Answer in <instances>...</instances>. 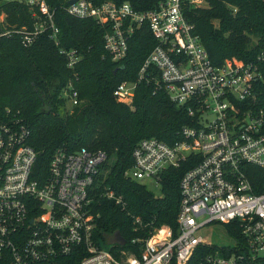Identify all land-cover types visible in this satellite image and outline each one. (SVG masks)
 Returning <instances> with one entry per match:
<instances>
[{
	"label": "built area",
	"instance_id": "1",
	"mask_svg": "<svg viewBox=\"0 0 264 264\" xmlns=\"http://www.w3.org/2000/svg\"><path fill=\"white\" fill-rule=\"evenodd\" d=\"M20 1L32 11V28H8L3 14L0 36L18 34L28 47L48 34L59 45L56 10L48 0ZM69 1L64 7L68 14L106 28L105 49L116 63L126 59L138 30L148 28L156 40L137 79L115 88L119 103L132 106L139 85L146 82L198 118L197 126L183 127V138L173 144L156 137L141 140L125 175L162 187L166 170L195 164L180 181L176 229L135 217L136 230L147 231L131 240L139 251L119 249L128 241L122 246L101 237L92 212L106 151L60 147L40 180L29 126L16 116L0 118V264H190L201 245L220 247L204 264H264V192L256 191L244 170L245 164L264 169V51L250 61L230 58L215 64L185 14L208 0ZM61 53L75 71L82 53ZM79 79L75 71L61 90L66 112L82 104ZM106 196L122 202L111 190ZM228 223L240 226L241 238L229 236ZM211 224L223 225L231 242L219 244L199 234Z\"/></svg>",
	"mask_w": 264,
	"mask_h": 264
},
{
	"label": "trees",
	"instance_id": "2",
	"mask_svg": "<svg viewBox=\"0 0 264 264\" xmlns=\"http://www.w3.org/2000/svg\"><path fill=\"white\" fill-rule=\"evenodd\" d=\"M68 1L48 0L56 10L59 45L48 34L28 47L18 34L0 36V118L16 116L29 126V143L38 152L35 175L40 180L46 178L60 147L74 151L86 146L106 151L104 168L109 170L94 192L92 212L97 232L109 242L120 233L128 244L119 249L138 252L140 246L131 240L147 231L136 230L134 218L176 229L180 181L195 163L189 161L166 170L162 193L157 196L141 181L125 175L134 166L133 150L141 140L151 137L173 144L183 138V127L197 126L198 118L191 116L186 106L172 102L166 92H155L146 82L139 85L132 106L119 103L113 94L115 88L123 81L137 79L156 40L148 28L138 30L130 41L128 56L116 63L105 49L106 28L93 19L68 14L64 9ZM0 14L6 15L8 28L33 26L32 11L20 0H0ZM185 14L215 64L230 58L250 61L264 51V0H208L207 7H189ZM3 28L0 22V32ZM62 49H77L83 55L75 69L80 75L77 87L82 104L65 113L60 93L75 71L68 67ZM260 90V103L264 105V83ZM244 170L256 191L264 192V169L245 164ZM108 190L122 202L108 198ZM224 226L230 237L241 238L238 224ZM218 249V245H201L190 264H204L205 258Z\"/></svg>",
	"mask_w": 264,
	"mask_h": 264
},
{
	"label": "rangeland",
	"instance_id": "3",
	"mask_svg": "<svg viewBox=\"0 0 264 264\" xmlns=\"http://www.w3.org/2000/svg\"><path fill=\"white\" fill-rule=\"evenodd\" d=\"M208 3L205 4L204 7H207ZM3 14H0V16H2ZM62 112H66L65 109H62ZM109 169L104 168V174L102 176V180L105 178V175H107L106 173L108 172ZM105 180V179H104ZM143 184L147 185V187L149 188L150 191H152L154 194H156L157 196H160L162 191H161V186L157 185L156 183H154L153 181L150 180H144L141 181ZM223 225L221 224H211L208 227H204L202 229H200L199 234L202 235L203 237H205L206 239H208L209 241L212 242H217L219 244H224V243H230L231 240L229 238H227L224 234H223Z\"/></svg>",
	"mask_w": 264,
	"mask_h": 264
},
{
	"label": "water",
	"instance_id": "4",
	"mask_svg": "<svg viewBox=\"0 0 264 264\" xmlns=\"http://www.w3.org/2000/svg\"><path fill=\"white\" fill-rule=\"evenodd\" d=\"M77 0H70L69 2L70 3H74L76 2ZM120 70V67L119 68H116L114 73H117L118 71ZM115 241L120 243L122 246L126 245L127 244V240L120 234V233H117L116 236H115Z\"/></svg>",
	"mask_w": 264,
	"mask_h": 264
}]
</instances>
